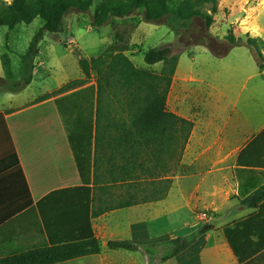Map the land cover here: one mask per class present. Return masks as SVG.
<instances>
[{
    "label": "crops",
    "instance_id": "1",
    "mask_svg": "<svg viewBox=\"0 0 264 264\" xmlns=\"http://www.w3.org/2000/svg\"><path fill=\"white\" fill-rule=\"evenodd\" d=\"M36 57L34 63L40 65ZM178 65L169 92L178 81L190 79L197 81L199 88L192 90L200 96L202 79L179 76ZM249 66L242 63L234 68L235 82L219 81L213 73L205 84L207 96L195 98L188 93L193 105L167 109L193 122L178 164L183 168L181 190L171 189L175 174L167 173V168L173 167V159L166 153L162 159L166 175L155 179L151 189L155 192L149 195L162 198L125 207L116 206L140 198L141 189L127 192L126 181L103 183L106 177L100 172L97 183L91 173L90 192L82 187L66 126L55 104L64 94L21 103L14 101L15 92L0 91V160L14 154L18 159L17 165L0 170V263L35 247L86 235L89 219L99 253L54 264H141L136 256L141 250L109 249L107 243L128 240L141 246L197 229L199 236L165 264H264V136L251 143L264 130L260 93L255 89L248 95L255 102L256 118L247 122L237 109L248 81L264 80V71ZM212 88L217 93H210ZM193 106L202 108L193 112ZM116 148L120 164L124 146L117 144ZM252 195L261 199L255 204L252 198L245 201ZM106 208L111 209L92 216L93 211ZM205 225L212 227L201 231Z\"/></svg>",
    "mask_w": 264,
    "mask_h": 264
},
{
    "label": "trees",
    "instance_id": "2",
    "mask_svg": "<svg viewBox=\"0 0 264 264\" xmlns=\"http://www.w3.org/2000/svg\"><path fill=\"white\" fill-rule=\"evenodd\" d=\"M93 3H97V7L95 14L90 16V26L95 29L111 20L126 21L129 18H137L139 21L166 24L180 35L181 41L187 39V30L184 33L177 31L174 22L184 25L199 17L204 24L205 31L201 35L204 46L215 57L222 58L231 48L245 46L259 70L264 69V56L258 39L248 37L243 40L229 30L225 36L226 42L223 43L219 42L218 37L208 33L218 11V0H0V26H5L8 30L18 24H29L37 17L43 21V25L21 55L20 79L13 81L15 75L11 59L7 52L0 53L4 74L0 77V91L18 92L28 85L36 67L34 59L39 53V42L43 35L47 32H59L67 14L88 13ZM130 33L128 30H116L112 43L100 53L89 58L79 57L78 65L84 78L71 80L58 88L54 94L50 93L56 95L72 90L56 98L55 104L66 126L76 166L84 184L82 187L90 192L87 184L91 181V173L94 183H97L100 172L106 177L103 183L126 181L127 192L139 188L144 193L140 198H129L125 204L116 207L162 198L149 196L155 192L151 190L156 186L155 179L166 175L162 159L166 153L173 159V167L168 166L167 173H175L193 127L192 121L169 112L166 108L178 55L170 56L168 47L152 48L143 53V59L147 65L161 62L159 72L138 68L125 54L129 47ZM7 38L8 33L5 34V40ZM190 43L188 46L201 44L198 40ZM219 44L223 47L220 50L217 47ZM90 80H94L95 84L77 88L82 82ZM10 81L13 82L9 84ZM263 136L264 130L251 143ZM117 144L124 146L123 161L120 158V164L117 162ZM169 146H172V150ZM17 164L18 159L14 154L0 160V170ZM250 198L253 204L261 199L252 195L245 201ZM108 209L111 208L93 211L92 216ZM199 234L197 229L185 236L172 237L165 241L169 250L161 260L167 261L179 254ZM225 234L228 238L226 229ZM150 245L152 244L137 246L128 240L107 243L109 249L128 251L147 249ZM99 251L100 244L88 219L86 235L81 234L75 239L35 247L0 264H54Z\"/></svg>",
    "mask_w": 264,
    "mask_h": 264
},
{
    "label": "rangeland",
    "instance_id": "3",
    "mask_svg": "<svg viewBox=\"0 0 264 264\" xmlns=\"http://www.w3.org/2000/svg\"><path fill=\"white\" fill-rule=\"evenodd\" d=\"M5 1L10 2V0ZM96 7L97 3H93L88 13L71 12L67 14L59 32H47L43 35L39 42L40 51L36 57V61H40V65H37V62L35 63V72L30 83L22 90L12 94L14 101L17 100L23 103L24 100L25 102L28 100L29 103L40 97L49 96L50 93L54 94L58 88L71 80L84 78L78 65V58H89L100 53L112 43L116 30L131 31L129 47L125 54L136 67L151 72H159L162 63L147 65L143 59V53L152 48L159 49L163 47L169 48L170 56L178 55L179 76L186 75L188 78V75H194V77L201 78V83L207 86V82L211 81L213 73L217 75L219 81L235 82L236 77H233L234 71L237 72L234 69L235 67L242 66L243 63L256 68V63L253 61L251 54L249 52L245 53V50L248 51L245 46L233 49L223 58L215 57L204 46L201 38L205 31L204 24L199 17L191 19L184 25L174 22L177 31L184 33L187 30L185 35L187 39L181 41L180 35H177L166 24L139 21L137 18H129L126 21L111 20L95 29L90 26V16L95 14ZM42 25V19L37 17L29 24L16 25L12 30L0 26V53L7 52L12 61V69L15 75L13 81L20 79L22 75L21 55ZM229 30L243 40L248 37L258 39L264 56V0H218V11L214 15V22L208 33L213 37H218L219 42L224 43ZM6 33H8L7 40H5ZM195 40H198L201 44L188 46V44H191L190 42ZM217 47L219 50L223 48L220 44ZM189 57H194L193 62ZM245 57H248V61ZM0 76H4L1 60ZM13 81H10L9 84ZM219 81L216 83H219ZM216 83L214 84L216 85ZM92 84H95L94 80L82 82L77 88H84ZM204 85H201L203 91H200L199 96L197 90H192L199 88L197 81L190 79L178 81V85H174V89L172 88L168 93L166 108L168 110H178L183 106L193 105L192 99L187 94L193 93L195 98L207 96V92H205L206 85ZM255 89L260 93L259 103L264 104V80L260 77L248 81L246 89L241 92L238 103L237 109L240 110L238 114L241 119H247V122L256 118L255 102L250 101L248 98L249 92L252 94ZM70 91L72 90L59 92L56 95H62ZM210 93L215 94L217 92L215 88H212ZM196 106L192 107L193 112L202 108L196 109ZM174 174V184L171 189L174 192H180L183 175L182 166H179ZM176 203L179 204L180 199ZM164 242L152 243L147 249L136 253V256L141 258V264H165L161 258L167 253L169 247ZM146 245L148 244L141 246L145 247Z\"/></svg>",
    "mask_w": 264,
    "mask_h": 264
},
{
    "label": "water",
    "instance_id": "4",
    "mask_svg": "<svg viewBox=\"0 0 264 264\" xmlns=\"http://www.w3.org/2000/svg\"><path fill=\"white\" fill-rule=\"evenodd\" d=\"M212 226L211 225H205V226H203L200 230L201 231H205V230H207V229H209V228H211Z\"/></svg>",
    "mask_w": 264,
    "mask_h": 264
}]
</instances>
